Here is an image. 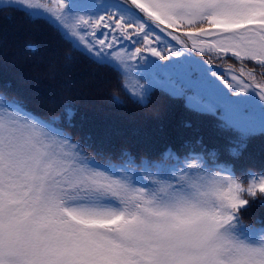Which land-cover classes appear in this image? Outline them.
<instances>
[{"label":"snow or ice","instance_id":"6c2138e0","mask_svg":"<svg viewBox=\"0 0 264 264\" xmlns=\"http://www.w3.org/2000/svg\"><path fill=\"white\" fill-rule=\"evenodd\" d=\"M53 2L57 29L100 63L122 44L165 59L153 43L186 29L193 43L212 38L264 67V0H111L95 15ZM82 152L17 102H0V264H264V229L259 243L241 231L249 199L179 180L134 187ZM245 191L264 194V176Z\"/></svg>","mask_w":264,"mask_h":264},{"label":"trees","instance_id":"16d2710c","mask_svg":"<svg viewBox=\"0 0 264 264\" xmlns=\"http://www.w3.org/2000/svg\"><path fill=\"white\" fill-rule=\"evenodd\" d=\"M73 2L81 14L95 15L111 0ZM54 7L53 0L30 6L0 0V102H17L78 144L82 155L127 174L134 187L179 180L219 194L231 189L249 199L240 221L250 227L241 231L259 243L264 194L245 190L264 176V119L251 102L205 94L182 77L200 80L215 70L202 62L215 58L176 55L175 43L160 34L152 46L165 59L133 55L135 47L122 44L100 63L57 29L48 12ZM242 64L258 76L249 84L264 85V67Z\"/></svg>","mask_w":264,"mask_h":264},{"label":"rangeland","instance_id":"374dc122","mask_svg":"<svg viewBox=\"0 0 264 264\" xmlns=\"http://www.w3.org/2000/svg\"><path fill=\"white\" fill-rule=\"evenodd\" d=\"M184 33L185 31L174 33V35L179 36V41L173 40L171 36L166 34L163 35L175 43L178 53L187 51L189 58L193 59L194 57L192 56H197L211 59L212 57L216 61L212 63L202 62L215 70H211V72L205 74L200 80L185 75H182V77L186 78L187 82L190 81L193 86H197L205 94L218 95L236 103L242 101L251 102L253 105L251 111L255 112V114L257 113L264 119V99L261 98L260 89L257 87L260 84H249L248 82L253 75L256 76L255 71L243 67L242 65L244 64L238 58L232 56L230 52L224 54L219 52L216 47L211 46L213 44L212 38L199 37L193 43V38ZM256 71L260 70L256 69ZM249 73H252V75H249ZM221 77H223V80ZM261 110L262 112H260Z\"/></svg>","mask_w":264,"mask_h":264}]
</instances>
